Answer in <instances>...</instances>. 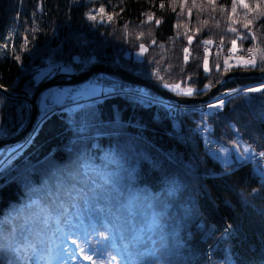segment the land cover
Masks as SVG:
<instances>
[{"label":"trees","instance_id":"trees-1","mask_svg":"<svg viewBox=\"0 0 264 264\" xmlns=\"http://www.w3.org/2000/svg\"><path fill=\"white\" fill-rule=\"evenodd\" d=\"M232 3L0 0V88L31 97L46 79L37 81L35 74L49 59L78 71L106 65L167 90L165 83L189 86L200 90L192 96H202L210 80L214 86L229 72L261 74L238 66L225 72L215 55L208 57L211 71L203 69L204 39L219 42L226 51L237 36L229 27L241 35H264V15H259L264 0H243L248 8L237 0L235 12ZM101 4L114 15L112 23L106 17L88 20L89 10L99 17ZM248 20L252 23L246 30L242 25ZM140 32L144 35L136 38ZM141 42L147 51L135 60L132 53ZM259 43L250 36L237 39L235 51L241 54ZM217 58L221 71L215 69ZM106 81L126 84L114 76ZM263 81L264 75L235 77L219 93ZM194 116L207 126L209 137L240 139L264 149L261 93L232 96L215 114L187 113L182 122L160 107H142L122 95L46 117L29 144L0 169V232L6 238L0 239V264H93L85 253L96 264H109L112 256L111 264H264V178L248 160L220 165L196 135ZM27 119L26 102L0 93V139L15 136ZM6 149L0 150V158ZM98 231L114 236L115 248ZM137 235L139 241L130 242Z\"/></svg>","mask_w":264,"mask_h":264},{"label":"snow or ice","instance_id":"snow-or-ice-1","mask_svg":"<svg viewBox=\"0 0 264 264\" xmlns=\"http://www.w3.org/2000/svg\"><path fill=\"white\" fill-rule=\"evenodd\" d=\"M106 2L110 3L111 0H106ZM214 0H209V3H213ZM121 3H123V0H121ZM240 3L241 5L244 7V8H248L249 6L247 4H244L243 3V0H240ZM193 6H196V0H193ZM261 5L260 4H257L256 7L259 8ZM165 5L163 3L160 4V8H164ZM236 7H237V0H233V3H232V11L235 12L236 10ZM174 10V9H173ZM201 10H203V8H201ZM96 11L99 13V17L97 15H93L92 14V11L89 10L88 13H86L87 15V18L88 20L90 21H96L98 18L103 21L105 19V17L107 18V22L108 23H112L113 20H114V15L113 14H109L106 12L105 10V7L103 4L100 5V7L98 9H96ZM189 15H191V11L189 10ZM259 15H264V13H260ZM153 19V16L152 15H148V20L151 21ZM161 23L160 20H155V24L156 25H159ZM206 23V22H205ZM252 23L251 20H248L246 22L243 23L242 27L246 30L249 29V25ZM262 28H264V25L261 26ZM124 28V32L125 34H127V31H128V25L125 24L123 26ZM229 31L233 32V33H236L237 36H236V39H233L231 41V44H232V48L229 49V51H233L235 50L236 48V44H237V39L241 40L242 42L246 39L249 38V36L251 37L252 40H259L260 43L255 45V46H249L247 49H245L246 53H247V58H244V57H241L240 58V63L237 65L238 67H244L248 70H257L261 73H264V47H261V45H264V35H257V33L253 32V31H248L246 32L245 34L241 35L238 33L237 29L235 27H229L228 29ZM32 32L36 31V29H31ZM144 33L143 32H140L138 34V36L136 38H139L141 36H143ZM149 35H151V33H149ZM24 40V45L27 46L28 44V37L25 36L23 38ZM187 41H188V44H192V37L191 36H188L187 37ZM222 42V41H221ZM153 44L156 43L155 40L152 41ZM212 41L210 39H204L202 41V44L207 46L209 44H211ZM138 55L140 56H143L144 53L147 51V45L146 43H139L138 45ZM183 52L185 53L184 55V61L187 62L188 59H189V49L187 47L183 48ZM208 52H209V49L208 47H204V58H203V69L206 73L210 72L211 69L209 68V60H208ZM17 60L20 59L19 56L16 57ZM154 63H159L158 60L154 61ZM232 67V65H230L229 63V59L228 58H225L223 60V71H228L230 68ZM169 68H171V65H169ZM215 69L217 71H221V64L219 63V58H217V62L215 63ZM68 69H65V71H67ZM161 71V69H157L155 74L157 76H159V72ZM161 79H163V77H160ZM188 80H191L192 77H187ZM219 82V81H217ZM164 87L165 88H171L173 90H179L181 92L182 95L184 96H192L194 94H199V91L200 90H196V89H193L192 87H186V88H182L181 85L179 83H172V84H169V83H165L164 84ZM205 88L207 89H211L213 87V84L211 82V80L209 81L208 84H206L204 86ZM93 92H95V88L93 87L92 89ZM243 92V95L245 96H248L250 93H261L262 95H264V83H261V85L259 87H251V88H245V89H232L230 90V92L226 93L227 95H231L232 93H236V92ZM58 95H62V94H58ZM224 95V94H222ZM224 103L225 101L223 99H219V102L218 103H210L208 105L209 108H222L224 106ZM88 125L85 124L84 125V128L82 129V132L83 131H86ZM238 131V129H237ZM229 143H231L237 150H239L240 148V145L237 143L236 140H231L229 141ZM251 148V145H247L246 147L243 148L242 151H240V156L243 157L246 153L249 152V149ZM218 152H222V153H225V154H228L229 152V149L228 148H225V147H220L218 150ZM255 155H258L260 157H264V151H260L258 153H254ZM260 174H261V177L264 178V169H260ZM106 183H110L109 181H105ZM114 191H119V189L117 188H113ZM253 191L255 192L256 189H253ZM80 193L77 194V198L80 197ZM83 196L84 198H87V193H83ZM130 197H131V194H130ZM33 203H35V201H33ZM98 211H103V209H97ZM155 223V221H154ZM232 228V225L229 224L226 226L225 228V233H228L229 230ZM106 231H111L110 229H107ZM106 231H98L97 232V235L100 237L101 240L103 241H106L108 242V244L111 245V247L115 248V237L114 236H110V235H107L106 234ZM123 238V237H121ZM0 239H6L5 237H3L2 235V232H0ZM140 237L137 235V236H134L132 241V243L134 242H137L139 241ZM71 243L73 245H76V247L81 251V252H84V247L83 245L81 244H78L77 243V240L73 239L71 241ZM84 243L87 244L89 243V241L85 238L84 240ZM97 243H99V241H97ZM127 248V245H125V249ZM0 251H2V249H0ZM66 253H69V254H74V250H69V249H65L64 250ZM118 254H119V250H117ZM153 255H155V253H153ZM84 259L86 260H92L93 261V264H96V262L93 260V257L87 253L84 254ZM116 257L115 256H112L110 258V261H109V264H111V260H115ZM3 264H12V261L11 260H3ZM122 264H127V261H123ZM229 264H231V262L229 261Z\"/></svg>","mask_w":264,"mask_h":264},{"label":"water","instance_id":"water-1","mask_svg":"<svg viewBox=\"0 0 264 264\" xmlns=\"http://www.w3.org/2000/svg\"><path fill=\"white\" fill-rule=\"evenodd\" d=\"M94 74H105V75L115 76L123 82L129 83V84H132L135 86L143 87V88H145V89H147L153 93H156L157 95H160L164 98L174 100L179 104H196V103H202V102L208 101L218 93L220 86L222 84H224L229 78H232V77L244 78V77L257 75V73H255V72H232V73H228L222 78V80L219 83H217L215 86H213L211 89H209V91L206 94H204L202 97H193V98L192 97L177 96V95L171 94L170 92H168L164 89H161V88L157 87L156 85H154V84H152L146 80L140 79V78H138V77L122 70V69H113V68H111L109 66H105V65H94L89 70H87L85 72H81L78 74L71 75L69 80H64V81L58 80L59 76H56V77L52 78L51 80L46 81L43 84H41L40 86H38L30 98H27L25 96H18V95L10 94V93H8L5 90H2L0 88V93H2L3 95H5L9 98L24 100L29 105V116H28V120H27L24 128L17 135H15L13 137L0 139V148L11 147L13 145L20 143L26 137L27 134L29 135L27 139H28V141L30 140V138L33 135L34 131L36 130L37 126L40 124V122L46 116V115H44L41 118H37L38 112H37V107H36V98L43 89L48 88V87H52V86H74V85H78V84H81V83L85 82L86 80H88Z\"/></svg>","mask_w":264,"mask_h":264},{"label":"rangeland","instance_id":"rangeland-1","mask_svg":"<svg viewBox=\"0 0 264 264\" xmlns=\"http://www.w3.org/2000/svg\"><path fill=\"white\" fill-rule=\"evenodd\" d=\"M138 51H139V49L138 50H136V51H134L133 53H132V57H133V59H135V60H141L142 59V56H140V55H138ZM231 53H232V57L231 58H229V63H230V65L232 64V65H234V66H237L239 63H240V58L241 57H244V58H247V53H246V51H244V53H243V55H241L240 56V54L239 53H237L235 50H233V51H231ZM42 75H43V73H41V72H37L36 74H35V78H36V80H39L41 77H42ZM118 82V81H117ZM107 83V82H106ZM261 83H264V82H258V83H255L254 85H252L251 87H259L260 85H261ZM90 84H92L91 83V80H87V81H85L84 83H82V84H80L79 86H81V88H87L88 89V91L91 93V94H93V96L94 97H97V99L98 98H100V97H105V95H106V93L107 92H98V90H99V88H97L96 86H94V85H90ZM118 86H120V84H118V83H114L113 85H107V87H111V90H117V87ZM93 87L95 88V92H93L92 91V89H93ZM186 87H189V86H184V87H182V88H186ZM251 87H245V88H251ZM71 87H69V86H60L59 88H57V90L55 91V93L52 95V101H53V103H56V102H58V100H60L61 99V102H64L65 100H63V99H65V96H66V91L68 90V89H70ZM124 87L122 86V88L120 89V91H122V90H125V91H122L124 94H126V95H129V96H133V97H139V98H141V97H143V98H145V99H148V98H153L152 99V101L154 102V103H156V104H159V105H161V106H163V104H165V103H163V102H167L166 100H163V99H159V98H156V97H154V96H152V94L151 93H142V94H144L143 96H141V95H138L137 93H136V90L135 89H133V90H135V91H132V90H130V88H127V89H123ZM245 88H241V90L242 89H245ZM170 91H172L173 93H177V94H180V95H182L181 94V92L179 91V90H173V89H171V88H168ZM98 92V93H97ZM131 92H133V93H131ZM127 93H129V94H127ZM236 93H238V94H243V92L241 91V92H236ZM58 94H62V95H58ZM233 94V96H235V94L234 93H232ZM237 94V95H238ZM143 98H141V99H143ZM220 98V97H219ZM75 99H77V98H75ZM228 99V98H227ZM63 100V101H62ZM96 100V99H95ZM224 100V99H223ZM51 105L46 101V99H45V97L44 96H41V97H39V102H38V108H39V111L40 112H42L43 110H45L47 107H50ZM217 109V108H216ZM216 109H206V111L208 112V113H210L211 115L212 114H215L216 113ZM215 110V111H214ZM212 112V113H211ZM205 128L208 130V128H207V126H205ZM9 138V137H8ZM2 139H4V138H2ZM210 140V139H209ZM237 141V143L240 145V148H239V150H237L235 147H233V148H231V143H228V142H220L221 144H223L221 147H225V148H228L229 149V152H228V154H225V153H222V152H217V153H213V152H209L210 153V155H211V157H213L215 160H217L218 162H219V164L220 165H222V166H226V165H229V164H231V163H235V162H240V161H243V160H252V158L255 156V152L253 151V149L252 148H250L249 149V152L248 153H246L243 157H241L240 156V151H242L243 150V148L244 147H246L248 144L247 143H245V142H243V141H241V140H236ZM219 143V144H220ZM217 144V143H216ZM213 147H215L216 148V145H213ZM16 147H13V148H11L10 150H5V152H4V154H3V156L5 155V154H7V156H8V151H12V150H14V151H17L16 149H15ZM205 148V147H204ZM1 150V149H0ZM205 150H206V148H205ZM2 156V157H3ZM1 157V158H2ZM0 158V159H1ZM260 169H264V164L262 165V167H259V166H255V168H254V170L257 172V174L259 175V176H261V174H260Z\"/></svg>","mask_w":264,"mask_h":264},{"label":"crops","instance_id":"crops-1","mask_svg":"<svg viewBox=\"0 0 264 264\" xmlns=\"http://www.w3.org/2000/svg\"><path fill=\"white\" fill-rule=\"evenodd\" d=\"M92 86V85H91ZM74 95L75 96H92L93 94H91L89 91H88V89L87 88H81V86L80 87H77L75 90H74ZM59 102H61V99L60 100H58V102H56V103H59Z\"/></svg>","mask_w":264,"mask_h":264},{"label":"built area","instance_id":"built-area-1","mask_svg":"<svg viewBox=\"0 0 264 264\" xmlns=\"http://www.w3.org/2000/svg\"><path fill=\"white\" fill-rule=\"evenodd\" d=\"M99 81H100V79H99V78H97V79H96V82H99ZM128 88H130V90H131V87H128ZM125 89H127V88H125ZM117 90H119V91H120V89H118V88H117ZM122 91H125V90H122Z\"/></svg>","mask_w":264,"mask_h":264},{"label":"bare ground","instance_id":"bare-ground-1","mask_svg":"<svg viewBox=\"0 0 264 264\" xmlns=\"http://www.w3.org/2000/svg\"><path fill=\"white\" fill-rule=\"evenodd\" d=\"M12 152H15V151H14V150H12V151H11V153H12Z\"/></svg>","mask_w":264,"mask_h":264}]
</instances>
